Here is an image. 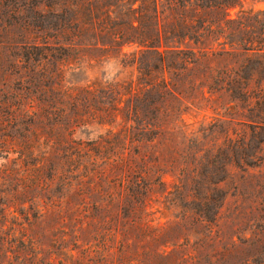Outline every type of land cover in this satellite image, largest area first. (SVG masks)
I'll return each mask as SVG.
<instances>
[{"label": "rangeland", "instance_id": "rangeland-1", "mask_svg": "<svg viewBox=\"0 0 264 264\" xmlns=\"http://www.w3.org/2000/svg\"><path fill=\"white\" fill-rule=\"evenodd\" d=\"M57 2L67 28L75 8L70 0ZM25 3L0 2V264L68 262L76 253L72 238L61 242V229L69 232L68 218L77 215L71 205L86 174L80 164L96 152L103 161L135 157L136 150L147 173L164 176L170 191L167 202L153 193L149 209L170 240H178L168 245L164 264H264V94L208 89L211 80L246 76L247 69L231 66L244 58L255 65L264 54L226 55L214 45L206 64L169 58L160 70L153 55L132 62L140 55L136 45L124 46L126 55L111 47L65 48L58 50L64 61L42 59L43 32L30 24L44 27L45 18ZM12 6L22 13L7 15ZM85 8L78 7L79 15L90 22ZM249 10H264V0H242L227 14L236 19ZM133 20L126 5L96 26L111 30ZM70 35L65 31L59 41ZM167 81L179 86L178 98L161 95ZM125 98L140 108L129 115L135 121L127 108L116 120L117 111L93 109ZM95 142L103 148L92 151ZM201 210L217 214L206 220ZM110 260L117 263L116 254Z\"/></svg>", "mask_w": 264, "mask_h": 264}, {"label": "trees", "instance_id": "trees-1", "mask_svg": "<svg viewBox=\"0 0 264 264\" xmlns=\"http://www.w3.org/2000/svg\"><path fill=\"white\" fill-rule=\"evenodd\" d=\"M241 1L70 0L75 9L67 28L60 23L57 0H26V3L28 2L35 14L45 18L44 27L40 23L30 24V27L35 26L43 32V50L46 52L41 56L42 59L52 57L64 61L66 55L60 56L58 50L65 48L79 50L111 47L118 49L121 55H126L123 47L136 45V51L140 55L135 54L132 62L139 64L143 53L153 55L159 65L154 66V69L160 70L169 58L192 66L206 64L214 52V45L220 46V52L226 55L264 54V39L256 36V30L264 34V10L240 11L236 19L227 14L229 8L240 5ZM126 5L134 13V20L129 26L118 24L111 30L102 26L97 28L96 25L103 18ZM79 6H86L90 22L82 20ZM22 11L21 6H12L6 13L13 17ZM65 31L71 34L63 42L66 46L59 41V36ZM49 40L54 45H48ZM244 59L236 67L231 66L230 70L237 72L247 69L249 73L246 76L237 74L234 78L211 80L208 89L240 95L264 94V60H259L254 65L246 63V58ZM140 69L144 71L143 75L151 73L149 70ZM254 73L260 75L255 76ZM168 83H163L161 95L178 98L179 86L172 83L167 87ZM87 91L92 92L90 86ZM122 101L124 106H121ZM124 108H127L128 120L131 119L130 113L134 117L139 114V106L129 104V98L119 100L108 108L101 106L93 109L96 113L117 111L114 116L116 120L118 115L123 117L121 112ZM154 109L157 111V105ZM128 126L130 125L125 124L123 128ZM93 147L92 151L103 148L101 142H95ZM82 151L79 150V157H82ZM89 151L86 150L87 153ZM134 154L135 157L117 154L100 161L103 158L96 152L88 155L86 161H82L80 167L86 174H80L81 180L74 191L77 202L71 205L77 215L68 218L73 223L69 232L61 229V242L72 238L73 248L69 249L76 254H71L68 262L60 264H114L112 260L108 262V256L112 254H116L118 258L115 264L165 263L164 258L169 252L168 245H176L178 240H170L162 225L154 222L153 211L149 209L153 193H160L167 202L170 191L164 176L147 173L146 164L139 156V151L136 150ZM182 187L180 184V188ZM66 203L69 205L72 202ZM201 212L206 220H214L217 214L213 212L210 215L204 210ZM92 227H96L94 234H91Z\"/></svg>", "mask_w": 264, "mask_h": 264}]
</instances>
